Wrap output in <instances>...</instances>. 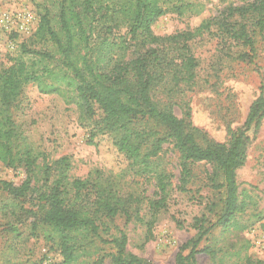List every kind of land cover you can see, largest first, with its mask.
<instances>
[{
	"label": "trees",
	"instance_id": "16d2710c",
	"mask_svg": "<svg viewBox=\"0 0 264 264\" xmlns=\"http://www.w3.org/2000/svg\"><path fill=\"white\" fill-rule=\"evenodd\" d=\"M240 1L222 11L220 18L203 21L196 34L215 26V37L228 46L226 56L253 65L256 39L264 40V0ZM167 2L59 0L53 17L47 10L39 15L29 48L23 45L10 64H0V163L8 168L21 166L27 174L37 163L44 164L42 188L34 190L26 181L16 189L0 180V191L14 198L30 190L36 193L37 201L45 206L37 224L46 229V238L60 251L61 262L56 264H74L78 235L109 246L108 255L89 264H103L106 256L111 264H152L127 251L124 233L103 239L97 222L101 217H121L139 223L146 227L144 243L148 242L172 190L186 192L192 183L195 165L211 167L209 187L219 194L210 205L215 220L193 218L195 234L180 246L175 264H196L198 255L212 256V249L201 244L217 227L238 228L237 217L247 209L249 196L239 190L236 171L243 166L246 148L264 118V78L242 126L230 132L227 142L206 140L192 125L189 108L183 118H177L170 103L161 102L160 96L168 101L183 88L194 86L199 60L188 45L194 36L191 32L152 33L151 26L169 12ZM121 27L124 34L117 35ZM138 45L143 51L135 50ZM231 48L236 49L233 54ZM28 85L72 102L88 144L94 145L99 136L109 137L127 167L117 174L96 169L73 178L69 157L47 164L46 155L26 141L10 112ZM164 146L176 154L177 183L165 160ZM36 229L33 223L32 231ZM246 264L261 263L247 259Z\"/></svg>",
	"mask_w": 264,
	"mask_h": 264
},
{
	"label": "rangeland",
	"instance_id": "374dc122",
	"mask_svg": "<svg viewBox=\"0 0 264 264\" xmlns=\"http://www.w3.org/2000/svg\"><path fill=\"white\" fill-rule=\"evenodd\" d=\"M58 1L0 0V8L12 11L27 8L38 22L39 15L45 10L51 17L55 15ZM240 3V0H168L169 12L151 26L155 36L183 32L194 35L188 42L193 56L199 60L194 86L189 90L183 88L182 93L181 90L168 101L163 96L159 100L170 103L173 114L180 119L189 108L192 125L212 142H227L230 132L242 126L249 105L259 95L260 81L264 78V40L260 37L254 44L255 57L251 65L226 56L228 52L224 49L227 44L223 45L215 37V26L211 25L208 32L196 34L203 21L218 19L227 7ZM124 31L121 27L116 33L123 35ZM30 36H0V64H10L23 51V45L29 48ZM10 45L13 48H9ZM143 49L135 46L136 51ZM235 50L231 48L230 53ZM66 100L56 93L42 94L35 85H28L10 112L26 141L46 155L47 164L63 156L69 157L70 176L73 178H82L96 169L107 175L125 169L128 162L112 146L109 137L99 136L94 145L88 144L86 130L78 122L76 106ZM170 148L164 146L165 160L175 174L173 182L177 183L176 154ZM211 173L209 165H195L187 191L172 190L168 207L157 216L153 236L148 242L144 243V225L127 222L121 217L113 220L101 217L97 222L100 236L107 239L124 233L128 252L152 264H175L180 246L195 234L191 228L193 218L204 216L207 221L215 220V210L210 211V205L216 203L219 194L209 187ZM130 175L128 173L127 176ZM43 177V162L37 163L29 174L21 166L8 168L0 163V180L11 183L16 189L26 181L30 188L40 189ZM236 180L239 190H244L249 196L246 211L237 217L238 228L213 229L201 246L210 247L214 254L198 255L196 264H246L247 259L264 264V118L246 148L245 162L236 171ZM151 192L152 187H149L147 193ZM44 209L43 203L37 201L36 193L31 190L21 198L0 191V264L61 262L55 242L49 241L46 229L37 224ZM33 223L37 225L36 231H32ZM77 242L79 247L74 264H89L110 251L109 246L91 236L84 239L78 235ZM103 264H111L108 256Z\"/></svg>",
	"mask_w": 264,
	"mask_h": 264
},
{
	"label": "built area",
	"instance_id": "2783aa9c",
	"mask_svg": "<svg viewBox=\"0 0 264 264\" xmlns=\"http://www.w3.org/2000/svg\"><path fill=\"white\" fill-rule=\"evenodd\" d=\"M0 8V36H30L36 28L37 19L31 10L22 8L18 11ZM13 48V46H9Z\"/></svg>",
	"mask_w": 264,
	"mask_h": 264
}]
</instances>
